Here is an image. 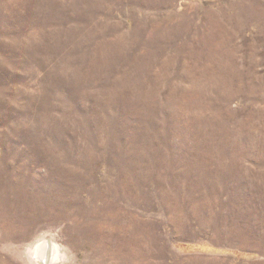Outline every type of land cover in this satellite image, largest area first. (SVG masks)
Masks as SVG:
<instances>
[{
    "label": "rangeland",
    "instance_id": "1",
    "mask_svg": "<svg viewBox=\"0 0 264 264\" xmlns=\"http://www.w3.org/2000/svg\"><path fill=\"white\" fill-rule=\"evenodd\" d=\"M41 239L264 264V0H0V264Z\"/></svg>",
    "mask_w": 264,
    "mask_h": 264
},
{
    "label": "bare ground",
    "instance_id": "2",
    "mask_svg": "<svg viewBox=\"0 0 264 264\" xmlns=\"http://www.w3.org/2000/svg\"><path fill=\"white\" fill-rule=\"evenodd\" d=\"M51 244L50 241L44 239L35 241V243L30 246V253L35 255L36 259L41 262V264L47 263L54 255V246L52 247Z\"/></svg>",
    "mask_w": 264,
    "mask_h": 264
}]
</instances>
